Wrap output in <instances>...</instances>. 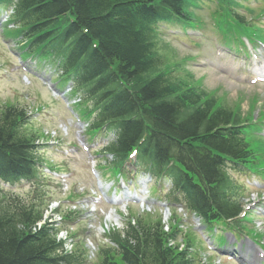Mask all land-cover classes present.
Wrapping results in <instances>:
<instances>
[{"label": "trees", "instance_id": "obj_1", "mask_svg": "<svg viewBox=\"0 0 264 264\" xmlns=\"http://www.w3.org/2000/svg\"><path fill=\"white\" fill-rule=\"evenodd\" d=\"M3 1L15 4L22 35L57 50L59 66L87 57V75L108 98L101 103L103 112L109 106L112 122H123L113 153L118 164L146 136L156 153L148 158L150 164L178 180L172 193L181 196L187 209L207 224L238 215V187L227 170L245 162L247 152L237 147L231 112L163 73V60L153 49L151 24L164 16L183 17L185 0ZM26 117L14 105L0 110V175L37 176L35 136L23 131ZM137 151L145 158L142 147ZM39 204L0 192V264H80L86 254L81 243L69 254L57 253L64 241L55 239L54 228H35L42 215ZM121 234L109 233L116 247L101 249L100 264H192L187 249L169 245L173 234L159 222L139 219Z\"/></svg>", "mask_w": 264, "mask_h": 264}, {"label": "rangeland", "instance_id": "obj_2", "mask_svg": "<svg viewBox=\"0 0 264 264\" xmlns=\"http://www.w3.org/2000/svg\"><path fill=\"white\" fill-rule=\"evenodd\" d=\"M193 1L195 6L192 7L191 20L198 26V29H195L193 32L188 31L185 34L177 25L161 24L160 29L162 34L159 42L161 52L168 56L171 61L185 58L183 66L193 73L194 79L200 78L201 87L206 89L209 94L215 96L219 105L231 107L235 102H239L242 112L251 110V107H253V116L255 118L258 117V111L264 106V86H252L249 83L248 75L246 79L241 80L237 78V74L240 76V73H237L235 70L228 71L224 69V67L231 65L228 61L236 62L237 59L241 60V58H234L231 55L221 58V56L216 54L221 48L220 41L217 40V34L213 31L211 25L213 26V19H221L229 13L225 2H232L229 0ZM234 2L232 7L246 17H250L252 12L246 8H242V6H245L244 3L249 5L250 9L254 12L253 14L260 9H264V0H246L243 3L241 0H234ZM237 2L243 4L241 8L237 6ZM12 33L14 31H0V105L5 102L18 103L24 105L29 110L31 119L27 130L46 137L40 141L44 142L41 154L43 162L50 169L60 171L68 176L64 184L58 179H50L52 182L49 185L51 193L55 198H63L61 201L66 202L65 204L69 202L64 197L69 196L74 203L83 198V200L93 204V207L90 209L92 210L90 211V215H88L86 206L82 210L81 217L85 218L82 223L79 222L80 218L68 225L74 229L73 232H81L82 229L86 230L88 232L86 235H90L87 238L101 245L102 240L99 238L101 234L99 225L100 223L103 224V219L100 220V216L103 217L112 206L117 208V212L121 216L125 215V211L121 209V206L112 205L101 199V193L96 190V179L90 174L91 166L88 163L87 155L76 153L77 149H74L75 151L73 152L65 153L64 150L69 151L66 147H71L76 142L75 123L71 120L64 123L68 116L58 114L56 110L58 107L52 102V96L45 84L38 80H32L30 83L24 80L23 75L26 73L23 72L21 68L22 64L19 63V59L15 56L14 50L16 47L13 45V40L11 39ZM223 53L225 51L221 49L220 54L222 55ZM207 62L209 63L207 64ZM31 64L33 65L34 62ZM43 67H47L46 63L43 64ZM252 100L257 101L254 106L251 105ZM43 101L48 102V107L41 110L40 108L36 109L39 105L45 104ZM69 127L73 130L71 135ZM61 150H63L64 155H62ZM108 169H101V172L105 176L104 179L108 178V174L110 173ZM87 171L89 172L88 175ZM252 178H249L248 175L239 177L241 183L248 185V190L242 192V197L246 196L245 203L248 214L243 218L241 223L245 224L246 227H250L253 231L264 235V219L254 209L258 204L257 202L261 201L254 199V193L258 190L260 196H263L264 189L260 190V188H263L261 181H253L254 178ZM15 187L11 191L23 193L30 188V185L23 183ZM93 198L95 199L94 201L92 200ZM129 210L133 214L141 213L138 206L135 208L130 207ZM160 213L159 209H155L146 216H154ZM175 220L177 223L184 225L183 232L188 234L193 240L194 245L196 244L197 260H203V264L229 263L222 257V253H215L206 249L205 241L191 216L182 217V213L176 210ZM86 235H84L85 239ZM250 237L253 238L251 234ZM81 238H83L82 235ZM258 243L260 244L259 248L264 250L262 238L259 239ZM242 251L247 254L249 252L248 246L245 245L244 248H241V253ZM251 254L256 256L257 252L253 251ZM217 255H219L222 263L216 258L218 257ZM96 259L97 256L95 255L93 260L96 261Z\"/></svg>", "mask_w": 264, "mask_h": 264}, {"label": "bare ground", "instance_id": "obj_3", "mask_svg": "<svg viewBox=\"0 0 264 264\" xmlns=\"http://www.w3.org/2000/svg\"><path fill=\"white\" fill-rule=\"evenodd\" d=\"M157 14H158V11H156L154 14H152V17L156 16Z\"/></svg>", "mask_w": 264, "mask_h": 264}]
</instances>
